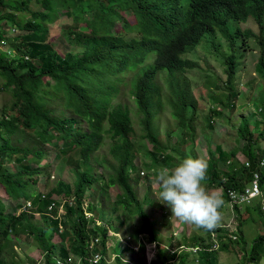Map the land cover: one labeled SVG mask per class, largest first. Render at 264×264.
Instances as JSON below:
<instances>
[{
    "label": "trees",
    "instance_id": "16d2710c",
    "mask_svg": "<svg viewBox=\"0 0 264 264\" xmlns=\"http://www.w3.org/2000/svg\"><path fill=\"white\" fill-rule=\"evenodd\" d=\"M29 1L0 0V21L4 19L9 24L20 28L27 27L30 30L28 34L10 40V47L17 50L13 56L18 57V64L10 65L12 67L28 65L30 72L25 78L18 77L17 89L11 93L9 112L2 109L0 157L11 156L12 153L20 151L22 157L18 160H22L23 157L26 158L28 152L33 151V156L39 160L44 154L43 151L40 148L32 150L30 147L39 141L58 146L56 141L50 139V135L61 137L63 149L60 151L67 153L75 147L80 157L73 167L75 177L73 188L71 184L60 179L42 196L36 192L32 194V185L26 181H19L21 177H16L15 173H0V183L6 195L13 200L20 198L29 200L31 205L28 207L32 206L31 209L25 206L22 208V203L18 202L14 210L6 211L0 202V264H17L13 247L18 243L17 239L19 240L21 233L34 236L37 240V246L43 255L42 264H54L52 256L57 245L51 243L49 239L52 232L59 231V224H66V219L75 230L78 241L77 253L86 256L88 254L86 240L89 237L86 238V219L82 201L88 188L93 192L98 187L101 192H105L111 185H117L120 195L115 199L111 210L120 208L125 214H136L139 221L135 232L141 233L144 238L147 236L149 241L155 243L156 240H160V234L153 228L146 212L141 208L129 174V170L134 167L132 160L134 142L130 141V136L134 132L130 111L125 102L121 101L111 106L110 101L124 90L128 99L136 104L140 115L138 142L144 149L145 144L150 145V150L145 155L153 158L155 162L170 159L169 153L162 151L171 150L179 153L172 147L173 144L171 145V137L176 131L181 135V139L174 144L192 141L193 135L189 131L192 129V122L197 117L199 107L193 95L192 77L187 74L188 70L197 66V63L183 57V53L198 44L202 36L213 37L216 29L226 37L230 50L235 49L238 53L234 57L229 53L230 50H220L213 42L204 44L208 46L205 50L214 52L222 63L225 74L224 78H218L219 84L210 95L211 105H216V109L212 107L208 109L210 116L206 117L207 127L211 130L214 118L222 116V110L229 113L235 111L236 99L241 96L236 87L238 69L246 67V71H250L241 51L253 50V47L246 43V38L254 37L255 34L252 31H240L239 28L228 32L230 22L228 19L246 20L251 16L258 25V54L255 64L252 65L256 74L244 81L246 90L244 98L252 99L251 104L256 110L259 109L260 114L264 113V90L258 84L264 82V0H32L38 8L29 9V17L24 21H16L13 13L5 12L7 9L26 11ZM71 6H74L79 14L73 10L71 19L75 29L73 31V25H68L63 36L67 41L74 36L76 40L84 43V48L80 54L66 53L61 57L48 44L46 23L56 18L60 12H68ZM83 20L91 27L89 33L86 32V27H78L77 23ZM1 36L0 29V38ZM16 41H20L18 46H15ZM5 53L0 52V61ZM19 54H22L21 57ZM25 54H30L31 57L24 60L22 57ZM220 54L223 55L222 58L219 57ZM42 77L53 78L56 81L52 83L42 81ZM2 86L7 87L5 82ZM82 108L86 111L82 112ZM165 110L170 114V120L172 119L174 125L172 128L168 126L162 134L158 118ZM241 118L239 135L251 142L241 147L247 165L243 166L239 173L237 169L233 170L232 164L224 170L218 166L216 159L210 158L207 167V184L219 185L225 201L231 199L230 191L250 188L252 183L250 179L255 170L259 171L258 195L261 189L264 191V164L258 166L264 157V150L260 151L258 148V140L264 136V115L260 122L256 123L263 124L260 131L257 125H253L255 131H259L255 137L258 138L256 141H253L252 133L247 130L251 124L244 116ZM82 120L85 121L87 130L80 126ZM11 134L22 135V138L14 136L11 138L14 146L8 139ZM103 134L108 138H116L109 147L113 162H106L112 170L97 175L93 171L90 158L94 150L99 148ZM29 136L33 145L26 142L25 146H20L18 142L21 139L26 141ZM16 138L18 141H15ZM23 147L28 150L26 153ZM218 148L219 146L215 150ZM222 154L219 156L223 159L225 156ZM21 165L29 169L26 162ZM36 169L39 171L38 174L42 172L41 166L36 165ZM11 177L15 181H9ZM103 177L104 181L99 184ZM71 196L75 199V206L65 204L63 219H51L46 215L45 210L50 202L57 204L65 197ZM145 196L144 193L142 198ZM251 201L252 199L244 200L240 202L241 205L233 206L237 218L240 215L238 206L244 207L246 215L252 208L250 205L247 206ZM52 208L54 211L57 206ZM35 213H39L40 224L34 221ZM259 216H263L260 208ZM241 224L239 220V225ZM49 225L51 230L46 235ZM89 232L91 235L100 233L99 249L104 253L106 228L92 227ZM226 234L227 231L224 229L216 230L214 235L216 240L212 243L216 245V250L210 258H202L203 264H216L217 253L227 250L224 241L219 244L226 238ZM237 240L241 244L243 261L246 264L257 261L259 257L257 254L248 257L245 255L247 252L241 233L238 234ZM114 241L111 250L117 255L123 246L118 239ZM126 242L128 243L127 239ZM140 242L139 247H143L142 241ZM259 244H264L263 232L254 239L251 247L253 252ZM157 247L161 249L159 244ZM58 249L63 255L67 253L62 245H58ZM126 249L127 246L123 250ZM8 250L12 251L9 259L6 255ZM100 264H104L103 261Z\"/></svg>",
    "mask_w": 264,
    "mask_h": 264
},
{
    "label": "rangeland",
    "instance_id": "374dc122",
    "mask_svg": "<svg viewBox=\"0 0 264 264\" xmlns=\"http://www.w3.org/2000/svg\"><path fill=\"white\" fill-rule=\"evenodd\" d=\"M38 8V5L30 0L28 3V10L26 11H12L7 9L5 12H11L15 15L16 21H24L29 17V9L33 10ZM75 11L79 14L74 6L69 7L68 12H60L58 16L51 21L46 23V39L48 44L56 50L59 56L63 57L66 53L73 55L80 54L83 51L84 43L79 42L72 36L68 41L63 36L67 32V26L73 25V31L75 29L74 22L71 19L72 13ZM228 32L239 28V30L250 29L255 36L247 37L246 43L253 47L252 51H241L244 53V61L250 67V71H246V67L238 69V78L236 81L237 91L239 95L235 102V111L232 113L222 110L223 114L220 117L214 118L213 128L211 130L207 127V118L210 116L208 109L210 107L216 109V105H211L210 95L211 92L216 90V85L219 84L218 78H224V66L218 60L217 56L212 51H206L209 42H213L214 45L220 48V50H230L226 37L216 29L214 36L204 35L201 41L196 44L193 48H188L184 53L183 57L195 60L197 66L193 69L188 70L187 74L192 77V90L193 95L198 101L197 117L192 122V129L189 131L192 133V141H186L185 143H177L181 139V135L176 131L171 137L172 147L179 151V153L172 152L171 150L162 151L169 153L170 159H160L159 162H155L150 156L147 157L145 154L150 150V145L145 144V149L141 143L138 142L140 135V125L138 119L140 117L137 111V106L134 102L128 99L127 93L123 90L122 94L115 95V98L110 101L112 106L118 102H125L131 117V125L133 128V134L130 136V141L134 142L132 150V160L134 167L129 170L131 182L134 183L137 200L141 205V208L147 214L148 220L153 224V228L157 233L160 234V240H156L155 243L144 238L141 233H136L135 229L138 227V217L136 214H125L120 208L112 211L111 208L114 206V201L120 195V189L117 185H111L110 188H106L105 192H101L98 187L92 192L91 188H88L84 194L82 201L83 214L86 219V247L88 254L86 256L79 255L76 250L78 241L75 236V230L71 225L70 221L66 219V224H59V231L52 232L49 241L56 244V250L52 256L54 264H58V261H62L64 264H95L96 260L99 259V264L103 261L104 264H123L122 258L126 261V264H201L202 259L199 254V250H205V253H210L214 248L212 243L216 240L214 235L216 230L224 229L227 231L226 238H223L219 244L223 241L224 247L227 251L219 252L216 257V264H246L243 261V251L240 249V241L237 240L238 234L241 233L243 241L245 242V248L247 257L254 254L251 247L254 243V239L259 233L264 231V191L261 189L260 195L252 198V201L247 204L252 208L245 215L244 207L238 206L240 210L239 218L234 211L233 206L240 204L242 201H233L229 199L226 201V206L221 209L222 222L221 226L213 232L206 231L204 229H197L193 225L186 224L180 221L177 217L172 216L171 210L162 203L159 197V187L155 183L154 175L155 171L161 167L173 168L179 161L187 156L193 158H202L207 162L210 158H214L218 162V166L224 170H227L230 165H233V170L240 173L245 164L246 159L241 153V147L245 146L248 142L245 138L239 135V121L242 119L241 116L247 118L246 120L251 125L247 127L248 132L252 133L253 141L263 124H256L260 122L262 114L259 113V109L251 104L252 99L248 100L244 98L245 86L244 81L251 78L256 74L253 71V66L256 62V56L258 54V26L251 16H248L245 21H235L234 19H228ZM78 27H86V32L91 31V27L85 20L77 23ZM0 29L2 30V36L0 38V52H6L5 56L0 61V115L1 109L8 108L11 103L12 90L17 89L16 82L19 80L18 77L25 78L30 72L28 65H18L12 67L10 63L14 65L18 64V57L13 56L17 52L14 47H10V40L20 35L28 34L30 30L27 27H18L14 24L7 23L4 19L0 21ZM20 41L15 42V46H18ZM12 55H9V53ZM234 57L238 55L237 51L230 50ZM252 53V54H248ZM22 54H19L21 57ZM31 57L30 54H25L22 58L24 60ZM223 57L222 54L219 55ZM9 80V81H8ZM48 81L50 83L56 81V79H46L42 77V81ZM3 82L6 83L7 87H3ZM100 82V81H99ZM259 85L263 87L264 82H259ZM166 87V85H164ZM165 91V89L163 90ZM220 92V90H219ZM131 98V95L129 96ZM72 106V105H71ZM82 112L86 109L82 108ZM9 112V111H8ZM206 118V119H205ZM76 119H80L76 117ZM160 132L163 134L166 129L172 128L174 125L172 119L170 120V114L168 111H163L159 115ZM257 120V121H256ZM253 125H257L259 131H255ZM86 129V123L82 120L80 125ZM103 129H106V124L103 125ZM1 130V129H0ZM20 137L22 135L11 134L8 136L10 144L14 146L12 137ZM52 141H56L58 146H53L50 142L39 141L34 146L31 143V137L29 136L19 141L20 146H25L27 143L33 145L30 147L40 148L43 151L41 159L36 160L33 156V151L28 152L26 158L22 160L18 158L22 157V152L17 151L11 154V156L5 155L1 158L0 173L10 172L15 173L16 177L20 176L19 181H26L27 184L32 185V194L35 192L42 195L60 179L71 184L73 188V182L75 180L73 167L76 162L79 161V153L75 147L71 148L67 153H64L61 145V137L59 135H50ZM116 138H108L103 134V140L98 149L94 150L90 158V163L93 171L100 175L101 173L106 174L111 172L112 168L106 162H113L109 153V147L111 142ZM164 140V136H162ZM1 141V140H0ZM18 141V138L15 139ZM176 141V142H175ZM27 142V143H26ZM219 146L217 150L216 147ZM253 147H255L252 144ZM258 148L260 151L264 150V136L263 139L258 140ZM24 153L28 150L23 147ZM220 150V151H219ZM224 153L225 158L220 156ZM257 152V148L255 150ZM226 153L228 155H226ZM233 153L235 155H230ZM7 154V153H6ZM220 154V156H219ZM264 159V158H263ZM28 164L29 169H25L22 163ZM115 162V160H114ZM264 163L261 161L258 166ZM37 166L42 167V172L38 174ZM35 166V167H34ZM254 173L250 180H253ZM9 181H15L12 177ZM104 181L101 179L99 184ZM207 191L220 192L221 188L219 185H209L207 180L202 182ZM96 184V183H93ZM147 184L149 189H147ZM239 192V190H237ZM29 191L27 192V194ZM145 193V198H142ZM52 196H56L52 194ZM244 201V200H243ZM0 202L3 204L6 211L14 210L16 204L22 203V208L31 205L29 200L20 198L19 200L10 199L4 192L3 185L0 183ZM71 204L75 206V199L71 196L70 198H64L59 203L51 206L50 209L45 210L46 215L51 219L61 220L65 217V204ZM57 206V208H53ZM260 212L263 215L259 216ZM34 221L40 224L41 219L39 213L34 214ZM239 220L242 222L239 225ZM110 225V226H109ZM240 226V227H239ZM92 227H103L107 230V239L105 240V252L99 249L101 243V235H91L89 229ZM51 230V225L48 226L45 234L47 235ZM63 232V234H61ZM131 232V234H130ZM65 235V237H63ZM120 241L121 252L116 255L111 250L115 244L114 240ZM128 240V243L126 242ZM18 243L14 244L13 251L16 252L15 261L17 264H42L43 255L41 254L40 248L37 246V240L25 233L19 235ZM140 241L143 243V247H139ZM159 244L161 249H158ZM58 245H62L67 253L63 255L61 250L58 249ZM128 249L123 250L124 247ZM130 249V250H129ZM165 249L166 251H164ZM257 256H261L259 262H252L251 264H264V244H259L256 248ZM12 254L11 250L6 252L7 258L9 259ZM122 257V258H121ZM118 259V260H116ZM86 261L87 263H84Z\"/></svg>",
    "mask_w": 264,
    "mask_h": 264
},
{
    "label": "clouds",
    "instance_id": "9594fccd",
    "mask_svg": "<svg viewBox=\"0 0 264 264\" xmlns=\"http://www.w3.org/2000/svg\"><path fill=\"white\" fill-rule=\"evenodd\" d=\"M237 21H245V19ZM244 30L251 31L250 29ZM207 167V162L204 159L187 156L173 168L161 167L156 170L154 180L159 187L160 200L171 210L172 216L197 229L213 232L221 226V209L226 206L227 202L222 193L206 190L202 182L207 179ZM254 172H258L259 179V171L255 170ZM213 247L211 252L216 250V245ZM204 251L201 249L199 253ZM255 255L256 251L253 256ZM257 258L258 260L254 262L260 261L261 257ZM122 260L123 264H126L123 258ZM95 264H99V259Z\"/></svg>",
    "mask_w": 264,
    "mask_h": 264
},
{
    "label": "built area",
    "instance_id": "2783aa9c",
    "mask_svg": "<svg viewBox=\"0 0 264 264\" xmlns=\"http://www.w3.org/2000/svg\"><path fill=\"white\" fill-rule=\"evenodd\" d=\"M245 164L247 162L245 161ZM258 172H254V177L252 180V183L250 185V188L243 189L242 191H230L229 195L233 201H243V200H251L253 197L257 196L259 193V187H258ZM54 205V202H50L47 205V209H50L51 206ZM58 264H64L62 261H58Z\"/></svg>",
    "mask_w": 264,
    "mask_h": 264
},
{
    "label": "crops",
    "instance_id": "0c3cea01",
    "mask_svg": "<svg viewBox=\"0 0 264 264\" xmlns=\"http://www.w3.org/2000/svg\"><path fill=\"white\" fill-rule=\"evenodd\" d=\"M1 115H2V109H1ZM1 115H0V119H1ZM246 162H247V160H246ZM261 166V165H260ZM31 202V201H30ZM227 251V250H226ZM219 252H221V251H219ZM218 252V253H219ZM217 253V254H218ZM200 254V256H201V259L203 258V257H207V258H210L213 254H214V252H210V253H205V252H200L199 253ZM259 257H261V256H259Z\"/></svg>",
    "mask_w": 264,
    "mask_h": 264
}]
</instances>
